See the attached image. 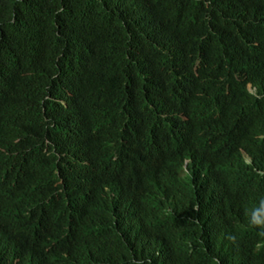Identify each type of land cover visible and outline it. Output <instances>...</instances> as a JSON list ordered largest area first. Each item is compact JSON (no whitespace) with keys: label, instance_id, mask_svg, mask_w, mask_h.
Instances as JSON below:
<instances>
[{"label":"trees","instance_id":"trees-1","mask_svg":"<svg viewBox=\"0 0 264 264\" xmlns=\"http://www.w3.org/2000/svg\"><path fill=\"white\" fill-rule=\"evenodd\" d=\"M216 260L264 264V0H0V264Z\"/></svg>","mask_w":264,"mask_h":264},{"label":"clouds","instance_id":"clouds-1","mask_svg":"<svg viewBox=\"0 0 264 264\" xmlns=\"http://www.w3.org/2000/svg\"><path fill=\"white\" fill-rule=\"evenodd\" d=\"M248 90H249V92H250L253 96H256V92H257V91H256L255 89H253L251 85L248 86ZM188 164H189V163L186 162V169H187ZM149 264H150V262H149ZM215 264H219V261L216 260V261H215Z\"/></svg>","mask_w":264,"mask_h":264},{"label":"bare ground","instance_id":"bare-ground-1","mask_svg":"<svg viewBox=\"0 0 264 264\" xmlns=\"http://www.w3.org/2000/svg\"><path fill=\"white\" fill-rule=\"evenodd\" d=\"M39 117V116H38ZM107 260H109V259H107ZM105 263H106V261H105Z\"/></svg>","mask_w":264,"mask_h":264}]
</instances>
